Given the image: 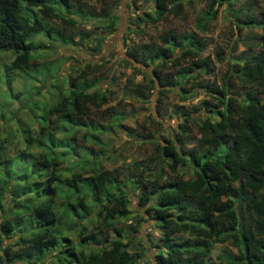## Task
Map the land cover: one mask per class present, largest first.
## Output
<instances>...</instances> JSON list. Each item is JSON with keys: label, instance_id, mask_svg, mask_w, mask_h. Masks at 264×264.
Masks as SVG:
<instances>
[{"label": "trees", "instance_id": "1", "mask_svg": "<svg viewBox=\"0 0 264 264\" xmlns=\"http://www.w3.org/2000/svg\"><path fill=\"white\" fill-rule=\"evenodd\" d=\"M218 1L230 5L237 0ZM152 2L154 19L169 11L165 0ZM179 3L172 5L178 8ZM75 8L70 0H0V50L15 53L9 68L27 72L34 51L43 45L29 39L38 34L54 36L52 40L61 45H82L89 38L97 49L101 48V38L91 31H79L77 40H72L69 27L95 16L89 10ZM208 11L215 15L214 9ZM234 13L235 17H245L241 19L244 25L264 29V20L249 5L240 6ZM150 15L146 14L147 18ZM101 16L105 18L104 31H115L119 16L109 11ZM43 17L60 18L66 26H48ZM209 19L199 18L197 26L204 30ZM159 39L127 48L126 62L152 67L161 85L169 80L155 67L167 60L176 67L185 56L192 58L189 68L176 70L180 79H188L192 67L198 71L192 74L194 78L211 71L208 62L195 59L204 50V43L193 32L166 31ZM256 45L258 50L250 49ZM248 47L237 56L233 73L229 72L231 67L227 69L221 85L204 86L209 100L201 101L204 118L198 116L195 122L197 145L187 147L180 136L175 140L169 135L158 143L157 158L147 160H154L153 166L136 162L149 168L147 176L130 170L133 166L126 168L127 173L119 168L94 171L93 160H84L92 153H85L87 148L75 143L77 129L84 130V139L98 141L96 132L109 130L110 122L104 125L90 116L93 108L104 104L106 96L100 87L92 88L95 81L86 79L82 69L67 78L66 88H56L55 100L29 106L28 118L18 116L11 130L19 135L23 148L6 155V138L0 135V212L8 205L11 208L0 216V263L146 264L137 262L134 253L125 244L123 247V228L116 224L133 211L131 197L135 196L141 211L133 213L132 221L149 218L160 231L152 255L146 248L136 253L137 258L146 257L150 264H264V35H258L255 44ZM90 64L83 67L88 69ZM233 78L246 90L231 91ZM6 85L14 89L9 75ZM18 93L17 89L14 96ZM64 157L75 163L69 176L60 172ZM162 159H168L165 165L172 173L165 180L162 171L153 172ZM186 162L195 167L197 180L185 179L177 171ZM82 166L91 174L82 176L83 170L78 169ZM223 194L230 199L227 204ZM86 217L94 220V225L84 224ZM71 230L79 238L77 243L68 234ZM183 231L201 236L205 242L181 241L179 234ZM226 239L231 240L237 255L225 252L217 260L209 258L206 242ZM48 256L51 259L47 260Z\"/></svg>", "mask_w": 264, "mask_h": 264}, {"label": "rangeland", "instance_id": "2", "mask_svg": "<svg viewBox=\"0 0 264 264\" xmlns=\"http://www.w3.org/2000/svg\"><path fill=\"white\" fill-rule=\"evenodd\" d=\"M152 1L70 0L76 8L95 13L94 17H88L76 26L69 27L68 31L73 34L72 40H77L79 31L83 33L91 31L92 35L96 34L101 38V48L97 49L93 40L89 38L82 45L71 42L61 45L52 40L54 36L46 37L43 34L31 36L29 39L33 43L43 45H39L34 51V59L31 60V67L29 66L27 74L20 73V69L9 68V63L15 55L13 51L0 50V135L6 138L3 142V152L6 155H12L23 148L19 135L11 132L15 126V119L18 116L27 119L29 106L33 103L49 104L55 100L56 88H66L67 78L78 74L81 69L86 73V79L95 81L96 84L92 88L100 87L106 96L104 104L93 108L90 116L104 125L110 122L109 130L100 129L96 132L98 141L84 139L83 129L78 128L75 132V143L87 148L85 153L87 151L92 153L85 156L84 160L87 161L88 158L93 160L94 171L101 167L109 170L119 168L127 173V169L133 166L130 170L142 171L147 176L150 172L149 168L136 162H148L149 158H157L158 143H163L169 135L175 140L180 136L186 141L187 147L197 145L199 134L196 132L195 122L198 116L200 119L204 118V107L201 101L209 100L204 86L206 84L221 85L227 69L236 68L234 63L237 62L239 53L242 50H248L250 44H255L258 35H264L262 26H246L241 22V19L245 17L243 15L235 17L234 12L240 6L244 8L249 5L250 9L256 12L257 17L264 20V0H237L230 5L227 2L219 3L218 0H165L169 11L157 19H154ZM178 2L180 6L174 8L172 3L177 5ZM210 8L214 9L215 15H212V11H208ZM34 11L41 15L36 8ZM105 11L119 16L115 31H104L102 26L105 18L101 15ZM148 13L151 15L147 18ZM201 17L210 18L204 30L197 26L198 19ZM137 18L142 20L138 21ZM43 20L48 26L51 24L66 26L60 18L43 17ZM166 31L176 34L193 32L200 38L204 43V50L195 59L208 62L211 71L200 73L194 78L192 74H197L198 71L196 67H192L188 79H180L176 70L182 67L189 68L192 58L185 56L176 67H172L171 61L167 60L163 65L155 67L160 69V73L166 80H169L168 84L161 85L152 73V67L141 66V63L131 65L126 62L127 48L149 41L160 42V35ZM259 48L256 45L250 49L258 50ZM217 52H220L222 59H219ZM88 62L91 64L86 69L83 64ZM156 62L158 60L153 63ZM6 75L13 78V90H9L6 85ZM231 83L233 92L239 93L246 90V87L236 78L231 79ZM17 89L20 93L14 96ZM211 100L213 101L210 98ZM112 116H118V118L113 119ZM186 116L188 119L184 121ZM212 116L215 118L216 115L212 114ZM153 161L148 162L150 166L154 165ZM165 161L163 159L159 161L158 167L153 171H162V180L172 175ZM59 167L60 172L69 176L71 175L69 171L75 168V163L70 157H64ZM78 169L83 170L82 176L91 174L87 167L86 170L84 166ZM177 171L185 179L197 180L199 177L195 167L187 162L179 165ZM131 198L133 211L127 217L118 219L116 224L117 227L122 226L125 236L128 234V237H123V247L125 244L126 249L134 253L137 262L144 261L150 264V260H145L146 257L145 259L137 258L136 253H142V250L147 248L146 252L152 255L156 249L153 244L158 242L160 231L149 218L145 217L143 221L137 223L132 221L133 213L141 209L138 208L136 197ZM222 200L224 204L230 201L224 194ZM8 206L5 211L0 212V216L11 209L10 205ZM93 221L86 217L84 224L91 227L95 223ZM110 233L112 236L115 235L113 230ZM68 234L74 243L79 241L75 231H68ZM179 239L181 241L198 239L199 242H205L201 236L190 235L185 231L179 234ZM206 246L209 249V258L213 260H217L225 252L237 255L236 248L230 239L214 242L209 240ZM49 259L51 256L47 257V260Z\"/></svg>", "mask_w": 264, "mask_h": 264}, {"label": "water", "instance_id": "3", "mask_svg": "<svg viewBox=\"0 0 264 264\" xmlns=\"http://www.w3.org/2000/svg\"><path fill=\"white\" fill-rule=\"evenodd\" d=\"M229 72L232 74L231 68H229Z\"/></svg>", "mask_w": 264, "mask_h": 264}]
</instances>
